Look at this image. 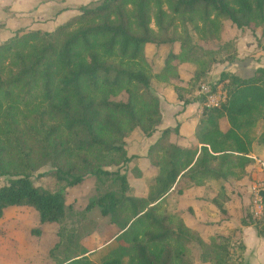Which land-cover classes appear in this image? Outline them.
I'll return each mask as SVG.
<instances>
[{
  "label": "trees",
  "instance_id": "1",
  "mask_svg": "<svg viewBox=\"0 0 264 264\" xmlns=\"http://www.w3.org/2000/svg\"><path fill=\"white\" fill-rule=\"evenodd\" d=\"M78 9L52 31L19 28L0 43V176L7 177L0 185V219L8 207L26 206L37 211L40 224L62 223L66 187L85 175L111 178L118 189L85 207L98 206L109 216L112 230L102 243H116L99 264H190L193 244L205 264H248L242 240L206 238L181 211L159 212V206L169 194L239 177L254 163L252 143L264 145V67L247 78L220 73L227 100L203 105L194 143L178 141L179 123L161 131L146 152L156 173L143 196L127 193L126 164L135 178L142 171L125 139L137 130L150 137L160 124L154 87L172 89L186 105L194 88L212 79V66L235 59L234 39L221 38L226 25L264 34V0H99ZM185 62L198 67L182 81ZM45 164L59 188L32 182ZM262 198V217L249 212L241 224L264 237V190ZM71 249L54 264H94L88 250Z\"/></svg>",
  "mask_w": 264,
  "mask_h": 264
},
{
  "label": "rangeland",
  "instance_id": "2",
  "mask_svg": "<svg viewBox=\"0 0 264 264\" xmlns=\"http://www.w3.org/2000/svg\"><path fill=\"white\" fill-rule=\"evenodd\" d=\"M179 31L181 32V30ZM239 32V29L228 24L222 31L221 38L223 40H233ZM174 47L178 48L177 45ZM170 48L166 47L161 50V56H165ZM155 51L154 47L148 48L147 57L151 59ZM195 54L202 59L210 58L209 56H201L199 52ZM158 63L161 62L158 61ZM218 66L215 65L214 67ZM197 67L198 65L192 62L181 64L180 79L182 81L187 80ZM212 68L213 66L211 67L210 77H218L219 73H213ZM155 81L157 85L159 81ZM153 91L159 95V107L165 117L167 115L175 116L180 112L177 108V113L169 109L172 104L179 106L177 102L179 100L170 88L157 87L156 89L154 87ZM192 94V101L201 100L199 96L196 97V88H194ZM180 105L185 106L181 102ZM197 114L200 115L198 109L193 112L194 116ZM261 126L262 124L259 128ZM157 127L156 131L158 130ZM259 128L256 130H259ZM162 130L157 134V137H159ZM195 130L196 126L192 128V126L187 125L185 131H183L185 135L179 131L178 141L188 143L192 133L194 136ZM125 142L128 154L139 156L136 164L142 171V176L135 178L130 172L132 164H126L125 170L128 171L130 185L127 193L133 196H143L147 190L148 180L156 173V169L146 157L147 149L152 143L148 145L149 139L139 130L128 136ZM50 169V165L45 164L35 170L31 176L32 182L47 189L59 188V184L47 174ZM260 176V174L258 175L257 166L252 163L247 167L246 173L239 177L227 178L220 183L211 181L204 187H193L182 193L169 194L160 203L159 212L170 208L173 212L181 211L185 223L206 238L224 234L231 236L233 242L235 240L244 242L243 227L247 225H242L241 220L248 219L249 212H252L253 217L251 190ZM6 181L7 177L0 176V185ZM117 189V184L111 178L97 181L95 176L85 175L82 183L65 188L66 215L62 223L40 224L37 211L33 208L26 206L8 207L0 219V264H54L56 258L64 257V253L69 248H72L69 251L72 253L82 249L88 250L85 255L94 264H99L102 257L108 254L116 243L112 240L102 243L105 236L112 230L109 216L102 215L98 206H94L89 210H85V207L90 200L95 199L104 192ZM217 202L225 208V212L219 210ZM247 234L248 237L246 236L245 239L250 247H256L257 240L263 239L253 231L252 233L247 232ZM59 243H61V246L55 248ZM199 256L200 249L197 245H190L187 252L189 263L205 264L201 262ZM249 259L252 260V258ZM243 260L246 262L245 257Z\"/></svg>",
  "mask_w": 264,
  "mask_h": 264
},
{
  "label": "crops",
  "instance_id": "3",
  "mask_svg": "<svg viewBox=\"0 0 264 264\" xmlns=\"http://www.w3.org/2000/svg\"><path fill=\"white\" fill-rule=\"evenodd\" d=\"M99 0H0V43L8 39L15 30L19 28L28 29H42L45 31H52L58 24L64 22L69 17L79 13V6L97 3ZM240 32L235 35L234 41L236 45L237 55L232 61L224 62L218 67L212 68L213 73H220L225 71L236 74L242 78L250 77L254 74L258 67H264V34L259 31L239 30ZM220 67V68H219ZM211 70L209 71L210 74ZM219 77V76H218ZM218 77H212L217 79ZM189 78V77H188ZM174 93V91L171 89ZM172 104L170 111L177 113L175 116L165 117L163 111L161 123L158 125V130L150 137L149 144L153 143L157 138L160 130L175 126L179 123L180 133L185 135V128L187 125L192 128L197 125L199 115H193V112L198 109L201 114L202 108L198 99L186 104L184 107ZM179 107V108H178ZM177 108V109H176ZM176 109V110H174ZM198 117V118H197ZM223 129L226 128V123H223ZM194 130V129H193ZM194 132V131H193ZM195 142L193 136L188 139L190 145ZM253 159L254 165L257 166L258 175L264 178V173L260 170L261 161L264 164V145L252 143V150L249 155ZM256 233L253 225L243 227V240L245 244V263L248 264H264V237L262 240H257L256 247H250L245 238L248 237L247 232ZM257 235V233H256ZM247 236V237H246ZM258 236V235H257ZM249 258H252L250 260Z\"/></svg>",
  "mask_w": 264,
  "mask_h": 264
},
{
  "label": "built area",
  "instance_id": "4",
  "mask_svg": "<svg viewBox=\"0 0 264 264\" xmlns=\"http://www.w3.org/2000/svg\"><path fill=\"white\" fill-rule=\"evenodd\" d=\"M224 82L217 81V79H211L209 82L201 83L196 93L203 101H201V108L203 105L210 107H218L227 100V92L223 86ZM260 170L264 173V164L261 161ZM264 190V178L259 180L252 186L251 190V204L253 217L258 219L263 215V198L262 191Z\"/></svg>",
  "mask_w": 264,
  "mask_h": 264
}]
</instances>
